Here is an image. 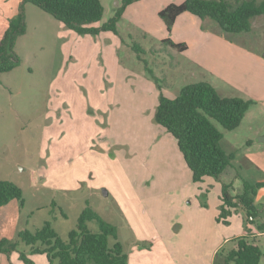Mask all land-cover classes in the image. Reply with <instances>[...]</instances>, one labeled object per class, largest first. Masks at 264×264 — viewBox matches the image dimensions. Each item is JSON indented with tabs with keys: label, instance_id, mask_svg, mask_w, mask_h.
Wrapping results in <instances>:
<instances>
[{
	"label": "rangeland",
	"instance_id": "rangeland-1",
	"mask_svg": "<svg viewBox=\"0 0 264 264\" xmlns=\"http://www.w3.org/2000/svg\"><path fill=\"white\" fill-rule=\"evenodd\" d=\"M171 1L184 0H142L126 8V17L118 25V66L100 49L111 43L60 29L52 16L26 5L28 30L15 49L21 64L0 74V177L19 186L24 200V206L14 200L0 209V242L18 243L9 256L0 253V264H28L23 256L31 264H58L45 253H32V247L20 241V233H34L50 222L67 242L87 206L117 227L118 242L132 264H217L225 257L219 252L233 249L246 228L252 227L258 235L242 206L228 224L218 218L223 183L231 179L235 187L241 186L232 188L235 196L242 191L243 180L264 182V175L251 165L233 161L220 181L209 178L207 184H194L176 140L170 134L171 142L161 136L155 112L134 109V76L149 78L145 61L172 99L189 84L222 83L194 64L195 53L174 55L168 50L163 39L168 32L157 9ZM101 2L105 13L96 27L123 4V0ZM205 20L199 21L208 31ZM207 21L222 31L216 22ZM229 36L257 57L242 61L252 67L250 82L260 85L264 82V15L253 19L251 32ZM135 44L144 49V61L133 50ZM177 61L185 62L184 67L174 66ZM114 67L117 72L124 69L123 73L116 74ZM218 89L225 97L250 98L244 90L220 85ZM261 96L259 89L255 98ZM254 101L253 112L264 109ZM256 115L251 125L263 135L264 118ZM249 121L234 131L213 121L224 135L225 151L239 156L245 152L247 138L256 136ZM234 140L236 150L229 147ZM258 160L264 163V156ZM256 205L257 222L264 223V188L258 191ZM88 225L93 232L99 231L96 222ZM115 242L110 240L111 245ZM256 244L264 264V234L256 238Z\"/></svg>",
	"mask_w": 264,
	"mask_h": 264
},
{
	"label": "trees",
	"instance_id": "trees-1",
	"mask_svg": "<svg viewBox=\"0 0 264 264\" xmlns=\"http://www.w3.org/2000/svg\"><path fill=\"white\" fill-rule=\"evenodd\" d=\"M141 0H123L116 13L101 27L95 25L102 21L105 7L101 0H22L19 13L9 21V26L0 39V74L9 73L21 64L16 54V45L27 33L26 5L32 4L52 16L69 30L82 36H99L104 32L118 35V25L127 7ZM184 13H190L202 20L216 22L225 34H243L252 31V21L264 15V0H185L181 4H170L159 16L172 33L177 19ZM179 51L186 50V45L164 41ZM133 50L144 61V49L135 44ZM149 78L153 79L161 91L159 104L155 112L156 123L170 134L177 142L183 159L192 172L194 183H203L205 178L221 176L233 166L236 153H228L222 146L223 133L213 121L225 130L234 131L240 127L255 101L240 97H225L211 84L198 82L182 88L180 94L168 98L162 92V80L145 61ZM235 174V179H239ZM233 183H223L222 206L219 222L228 224L229 217L242 206L249 222L257 228H246V234L236 238V245L228 252H219L224 260L217 264H261L262 252L256 244V238L264 233V223H258L259 209L256 205L258 191L264 188V182H242V191L232 195ZM17 200L24 206L23 192L15 183L0 177V209ZM253 220H250V218ZM96 222L98 232H93L89 223ZM20 241L32 247V253H45L51 262L58 264H131L123 244L118 242V229L101 218L95 210L87 206L79 217L77 229L69 234L64 242L52 224L47 222L43 228L32 233L21 232ZM116 242L111 245L110 240ZM41 245L43 249L36 248ZM18 243L8 240L0 242V253L9 256L16 251ZM28 264L31 262L23 256Z\"/></svg>",
	"mask_w": 264,
	"mask_h": 264
},
{
	"label": "crops",
	"instance_id": "crops-1",
	"mask_svg": "<svg viewBox=\"0 0 264 264\" xmlns=\"http://www.w3.org/2000/svg\"><path fill=\"white\" fill-rule=\"evenodd\" d=\"M21 2L22 0H0V39L2 38L3 34L7 30L9 26V21L12 18L16 17L17 14L19 13V7H20ZM183 2H172L171 1L167 3L166 6L162 8L159 7L157 11L158 13H160V11H162L164 8H166L170 4H181ZM136 4H138V2L135 3L134 5ZM26 14H27V8H26ZM27 17H28V14H27ZM125 17L126 16L124 14L122 19H124ZM197 18L198 17L190 13H184L177 19L175 26L172 30V33L171 34L168 33V35L164 37L163 39L164 40L170 39L173 43L177 45L184 44L186 45V50L179 51L178 49L170 45L169 46L166 45L168 50L173 52L174 55L182 54L184 56L186 55L190 56L191 53H195L196 60L194 64L197 67H202L203 69L209 71L212 74V76L215 75V77L217 76L221 78L222 83L219 84L220 86L222 87L227 86V87L235 88L236 90H240V91L244 90L248 95H250L249 96L250 98H246L245 100H253V101L256 100L259 103L261 102L264 108V82L258 85V84H255L253 80L251 83L249 80L250 78L249 73L252 70V67L250 65H247L248 63H244L242 61V59L251 61V59L257 58V57L253 55L251 52L247 51V49L242 46L241 42L232 38L233 36L231 37L222 31H218L216 29L217 27H215L214 24L212 25V23H207L208 19L205 20L206 23L204 24L206 25L208 31H204L202 29V26H203L202 21H199L201 19L200 18L197 19ZM184 27H186V31L182 32V28ZM59 28L62 29V28H65V26H63L60 23ZM109 34L111 33H101L99 35V37L103 38V40H106L107 43H111V45L100 46V49L103 50L101 51L102 54H108V58L111 59V61L112 59H115L117 62V66H118L119 58H117L116 55H117V52L120 51L119 44L121 42L120 40L121 38L119 37V33L118 35H115L113 33L112 35H109ZM71 36H72L71 37L72 39L75 38L73 35ZM184 65H185V62L177 61L174 66L184 67ZM114 69L116 71V74L119 72L123 73V70H124V69L123 70L119 69L120 71L117 72L118 68L114 67ZM143 76H140L138 74L134 76L135 81H136L135 97H137V100L135 101L134 109H136L137 111L140 110L142 112L150 113L152 115L154 112H156L155 109H157V106L159 104V98H160L161 91L159 90L157 83L153 79L147 78L145 75ZM118 78H123V76L122 77L119 76ZM202 82H206V81H202ZM207 83L211 84L215 89L219 90L218 89L219 85L214 84L213 81L210 80V81H207ZM223 89H227V88H223ZM259 89L261 90V95L263 96L257 99L255 98V95H257V90ZM162 92L164 93L165 96H167L168 98H171L169 96L170 92L165 87H163ZM138 101H141V102L139 103ZM256 104L253 106L255 107ZM253 106L250 108L242 124L240 125L241 127L244 124V122H247L248 118H250L249 126L251 129V132L256 131L251 125V120L255 118V115L257 114L256 116L258 118L260 117L264 118V109H261V110L259 109L253 112V108H254ZM161 130H162L161 136L163 138H167V140H169L168 142H171L170 137L167 135L168 133L165 132L162 128ZM255 133H256V136L254 138H247L246 142L244 143L245 146H243L245 152L241 156L236 155L235 162L239 161L240 163H245V165L247 164L251 165L252 167L255 168V170L258 173H260V175L263 176L264 175V163L258 162L259 161L258 156H264V134L262 135L261 132H258V131H256ZM237 145L238 144H236V140H234V142L229 143V147L232 150H236L238 147ZM257 154H260V155L257 156ZM184 168H185V176L187 178L188 176L190 177L188 170L186 169V167ZM253 176L254 174L251 175L250 177H253ZM208 179L209 178H205L203 183H194V182L193 183L196 185L207 184ZM253 179L254 178H252V180ZM231 181L233 180L230 179L228 182L233 183V186L235 189H238L239 187H241L240 185L235 187L234 182H231ZM228 182L227 184H229ZM221 201H222V196H221ZM129 261L132 264V258L130 255H129Z\"/></svg>",
	"mask_w": 264,
	"mask_h": 264
},
{
	"label": "water",
	"instance_id": "water-1",
	"mask_svg": "<svg viewBox=\"0 0 264 264\" xmlns=\"http://www.w3.org/2000/svg\"><path fill=\"white\" fill-rule=\"evenodd\" d=\"M104 194H105V195H108V192H107V191H104Z\"/></svg>",
	"mask_w": 264,
	"mask_h": 264
},
{
	"label": "built area",
	"instance_id": "built-area-1",
	"mask_svg": "<svg viewBox=\"0 0 264 264\" xmlns=\"http://www.w3.org/2000/svg\"><path fill=\"white\" fill-rule=\"evenodd\" d=\"M250 220H253V218L251 217Z\"/></svg>",
	"mask_w": 264,
	"mask_h": 264
}]
</instances>
